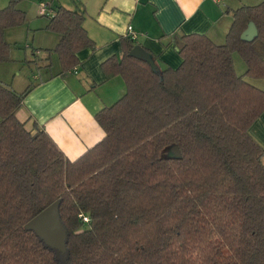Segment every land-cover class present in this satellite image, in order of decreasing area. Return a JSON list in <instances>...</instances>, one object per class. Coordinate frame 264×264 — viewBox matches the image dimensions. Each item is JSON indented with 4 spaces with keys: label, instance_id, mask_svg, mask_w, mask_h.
Wrapping results in <instances>:
<instances>
[{
    "label": "trees",
    "instance_id": "trees-1",
    "mask_svg": "<svg viewBox=\"0 0 264 264\" xmlns=\"http://www.w3.org/2000/svg\"><path fill=\"white\" fill-rule=\"evenodd\" d=\"M21 1L0 8V62L11 48L5 30L25 21ZM84 16L62 5L49 16L45 28L59 40L46 51L60 75L95 48ZM232 17L222 44L176 35V68L152 70L122 36L121 57L102 69L120 75L126 92L95 114L105 135L74 160L43 127L17 118L31 85L18 93L0 82V264H264V147L249 133L264 111V88L249 80L264 79V1ZM250 21L258 35L247 42ZM171 145L179 158L167 155ZM53 202L63 251L25 228Z\"/></svg>",
    "mask_w": 264,
    "mask_h": 264
},
{
    "label": "crops",
    "instance_id": "crops-1",
    "mask_svg": "<svg viewBox=\"0 0 264 264\" xmlns=\"http://www.w3.org/2000/svg\"><path fill=\"white\" fill-rule=\"evenodd\" d=\"M61 1L62 3L59 0H34L36 15L45 16L39 14L40 2L46 3L51 11L56 5L83 11V26L95 43V48L80 50L77 53L78 65L68 74L60 75L61 66L57 54L55 57L54 53L46 51L56 45L59 35L45 30L47 23L41 21L36 26L41 32L38 37L36 33L33 36L37 47L30 50L34 57L42 53L36 63L39 69L28 76L29 70L25 72L14 86V79L9 81L6 74V77L1 74L2 68H7L4 72L10 76L14 68L3 62L0 63V82L14 87V91L18 93L31 85L16 112L17 118L33 131L35 123L43 127L64 155L74 160L105 135L95 114L112 105L126 92L123 78L120 75L107 78L102 63L112 56L121 57V37L127 35L128 26L136 34L134 41L155 56L159 68H176L181 63V57L173 43L176 35L202 33L213 42L222 44L232 23V11L264 0ZM25 2L20 3L19 8L26 13L23 6ZM7 3L8 0H0V8ZM45 17L49 20V16ZM30 26L29 23L26 35H29ZM14 30L13 27L5 30L6 41ZM25 57L19 56L18 59L27 60ZM20 74L18 72L17 75ZM249 80L252 83L261 81L260 85H255L264 87V79ZM249 133L264 147V111L251 125ZM262 162L264 163V156Z\"/></svg>",
    "mask_w": 264,
    "mask_h": 264
},
{
    "label": "rangeland",
    "instance_id": "rangeland-1",
    "mask_svg": "<svg viewBox=\"0 0 264 264\" xmlns=\"http://www.w3.org/2000/svg\"><path fill=\"white\" fill-rule=\"evenodd\" d=\"M26 1L23 6L26 9V13H25V21L23 24L19 25V26H15L13 27L15 30V34L13 32V34L8 37V41H10L9 43L11 44V48H10V52H9V60L5 61V63H9L10 67H13V71L11 72V75L9 76L7 73H5V69L7 70V68H2L3 72L1 73L3 76H5V74L8 76L9 81L11 79H14V86H16L15 82H18L19 78L25 75L24 73L27 72L29 70V72H27V76L29 73H31L32 71H37L38 68V60L40 59L39 57L42 56V53L38 56V57H34L30 50L33 48L37 47V44L33 38L34 34H37V37L39 35V33L41 32L40 29H37V24H39L41 21L47 23L48 22V18L45 16H37L36 15V10H35V4H34V0H22L20 3ZM60 3H62L61 0H59ZM20 3L18 4V7H20ZM36 3V2H35ZM31 13V17L29 18V15ZM29 23L31 24L30 29H28V33L29 35H26L27 33V26L29 25ZM46 26V24H45ZM45 28V27H44ZM45 30H47L45 28ZM44 31V30H43ZM49 32H52L50 30H47ZM16 40V41H14ZM34 53V52H32ZM44 53V52H43ZM54 53V52H51ZM13 54V57H12ZM24 55L26 56L25 58H28L27 60H21L18 59L19 56L24 57ZM55 57H56V53H54ZM12 57V60H11ZM33 61H31V60ZM55 59V58H54ZM233 60H234V66H235V70L238 74H241L242 72L245 71V63L243 61V59L239 56L238 53H234L233 54ZM3 63V62H0ZM1 69V68H0ZM9 70V69H8ZM18 72H21L20 75H17ZM10 74V73H9ZM6 77V76H5ZM262 82L261 81H254L253 84H257L260 85ZM263 86V85H261ZM11 89H13L14 87L9 86ZM264 88V87H262ZM14 90V89H13Z\"/></svg>",
    "mask_w": 264,
    "mask_h": 264
},
{
    "label": "water",
    "instance_id": "water-1",
    "mask_svg": "<svg viewBox=\"0 0 264 264\" xmlns=\"http://www.w3.org/2000/svg\"><path fill=\"white\" fill-rule=\"evenodd\" d=\"M257 35V28L255 24L250 21L247 24L246 29L241 33V39L250 42ZM129 55L145 61L151 66L152 70H159V67L153 59L152 53L148 52L143 46L136 44L129 51ZM167 155L171 158H179L181 154L178 146H169L167 149ZM57 206L58 202L51 203L49 206L32 217L26 223L25 228L33 230L37 235L63 251L65 250L66 231L59 218Z\"/></svg>",
    "mask_w": 264,
    "mask_h": 264
},
{
    "label": "built area",
    "instance_id": "built-area-1",
    "mask_svg": "<svg viewBox=\"0 0 264 264\" xmlns=\"http://www.w3.org/2000/svg\"><path fill=\"white\" fill-rule=\"evenodd\" d=\"M38 9H39V14L40 15H45V16L53 15V11H51L47 7V4L44 3V2H40L39 3ZM127 36H129L133 40L136 38V34H135V32H134V30L132 29L131 26L127 27ZM82 219H83L84 222H88V217L87 216H83Z\"/></svg>",
    "mask_w": 264,
    "mask_h": 264
}]
</instances>
